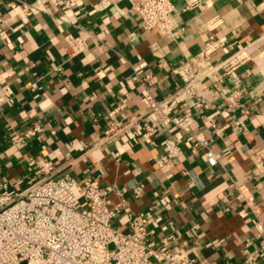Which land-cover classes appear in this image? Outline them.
Here are the masks:
<instances>
[{
    "label": "crops",
    "instance_id": "1",
    "mask_svg": "<svg viewBox=\"0 0 264 264\" xmlns=\"http://www.w3.org/2000/svg\"><path fill=\"white\" fill-rule=\"evenodd\" d=\"M173 1V30L160 34L142 29L130 0H0V180L28 189L40 179L35 159L45 157L58 175L98 178L124 232L128 216L143 212L149 239L194 264H240L245 247L257 252L252 264H264L256 227L264 217V77L254 63L264 0H200L194 8ZM215 16L212 58L236 52L239 70L206 81L207 108L192 99L173 103L171 115H189L188 130L141 137L146 113L177 88L170 67L207 42ZM71 37L85 46L75 55L65 50ZM234 88L244 94L239 106L223 99ZM117 106L140 119L110 140L104 132L119 117ZM32 124L39 137L14 139ZM167 138L183 154L158 165ZM203 139L218 154L212 166Z\"/></svg>",
    "mask_w": 264,
    "mask_h": 264
},
{
    "label": "built area",
    "instance_id": "2",
    "mask_svg": "<svg viewBox=\"0 0 264 264\" xmlns=\"http://www.w3.org/2000/svg\"><path fill=\"white\" fill-rule=\"evenodd\" d=\"M130 10L139 19L144 30L160 34L172 32L177 11L173 0H130ZM188 8L200 5V0H185ZM26 13L31 8L23 4ZM220 18L213 17L206 24L210 34L207 42L195 53L184 57L170 67L177 79V88L163 102L156 104L146 113L149 122L144 124L141 137H149L170 126L188 130L189 115L170 114L173 103L192 99L202 108L208 107L205 91L206 81L214 76L223 78L234 75L241 66L236 52L224 59L214 60L213 53L219 46L213 30ZM79 37L69 38L65 47L68 55H75L84 49ZM254 61L264 77V38L262 48ZM244 96L240 89H232L224 101L233 106L241 105ZM119 117L106 128L105 138L114 140L129 131L140 119L127 116L118 106ZM154 111L160 116L151 117ZM219 130H215L218 134ZM42 129L32 124L22 133L14 136L24 142L29 137H39ZM205 147L206 162L214 165L218 154L206 140H200ZM183 149L178 142L167 138L155 161L163 165L170 159L178 158ZM40 179L28 189L16 192L0 180V264H194L195 260L184 251H176L165 245H157L148 237L143 212L128 216V232L114 226L116 206L106 202L108 188L96 177L84 176L75 181L70 175H58L52 160L45 157L35 159ZM75 186L79 188L77 193ZM256 227L262 235L264 246V217L256 220ZM244 258L240 264H252L257 252L243 249Z\"/></svg>",
    "mask_w": 264,
    "mask_h": 264
}]
</instances>
